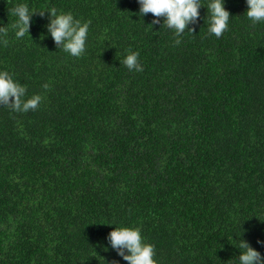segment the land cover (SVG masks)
<instances>
[{
    "label": "trees",
    "instance_id": "obj_1",
    "mask_svg": "<svg viewBox=\"0 0 264 264\" xmlns=\"http://www.w3.org/2000/svg\"><path fill=\"white\" fill-rule=\"evenodd\" d=\"M201 2L177 36L138 0H0V70L42 97L0 105V264H128L107 223L138 227L156 264H236L239 239L264 255V22L224 0L216 37ZM48 11L90 22L79 57Z\"/></svg>",
    "mask_w": 264,
    "mask_h": 264
},
{
    "label": "clouds",
    "instance_id": "obj_2",
    "mask_svg": "<svg viewBox=\"0 0 264 264\" xmlns=\"http://www.w3.org/2000/svg\"><path fill=\"white\" fill-rule=\"evenodd\" d=\"M245 2L247 18L253 23L264 22V0H245ZM138 4L139 17L151 13L153 15L151 26L161 23L158 18L162 17L161 24L173 30L177 36L185 31L189 23L196 21L199 16L198 9L201 6L205 7L201 0H138ZM207 11L209 13L207 31L209 34L220 37L227 29L230 18L228 10L224 7V0H208ZM48 12L50 18L46 26L47 32L57 48H61L71 56L79 57L85 51L90 22H81L67 12ZM13 13L17 17L14 24L17 29L15 35L23 37L25 32L29 33L28 28L33 11H30L26 4H20L13 9ZM4 31L0 28V32ZM179 42V40L176 41V43ZM121 62L129 71H142L137 52L129 50L123 60L119 61ZM41 100L42 97L38 94L26 96L25 87L8 71L0 70V105L9 106L17 112H28L35 110ZM107 224L114 225L108 232L107 240L118 256L128 264H156L154 247L144 240L138 227ZM239 240V246L236 247L239 250L236 264H264V255L250 246L247 241ZM112 264H119V262L113 261Z\"/></svg>",
    "mask_w": 264,
    "mask_h": 264
}]
</instances>
